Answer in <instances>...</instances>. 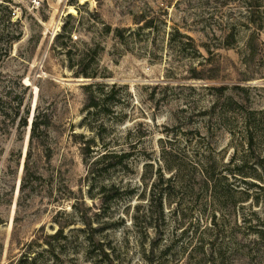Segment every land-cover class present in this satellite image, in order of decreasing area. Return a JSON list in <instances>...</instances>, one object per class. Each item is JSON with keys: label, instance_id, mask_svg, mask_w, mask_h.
Wrapping results in <instances>:
<instances>
[{"label": "rangeland", "instance_id": "1", "mask_svg": "<svg viewBox=\"0 0 264 264\" xmlns=\"http://www.w3.org/2000/svg\"><path fill=\"white\" fill-rule=\"evenodd\" d=\"M0 99V264H264V0H0Z\"/></svg>", "mask_w": 264, "mask_h": 264}, {"label": "trees", "instance_id": "2", "mask_svg": "<svg viewBox=\"0 0 264 264\" xmlns=\"http://www.w3.org/2000/svg\"><path fill=\"white\" fill-rule=\"evenodd\" d=\"M246 1H254V0H246ZM146 27L149 28L150 27L149 24H147ZM20 36L21 35L16 36V34H15L14 36L11 37V39L9 41H12V42H9V46H7V48L5 50L6 56H10V50H11V47L13 45V41L19 40ZM84 75L86 77H88V74H84ZM91 78H97V77L93 76ZM95 82H97V83H92V84L88 85V87H87V89L90 90V92H88V105H87V109L88 110H91V109L96 110V109H99V107H100L101 99L98 98L97 96H95L94 92H92L91 89L93 88V86L98 85V86H100L101 89H106V88L109 89L108 84L102 83V82L98 83V81H95ZM116 86H117V84H113L110 93L109 94L106 93V97L109 98L110 100L113 99V95L112 94H113V92H114L113 90L116 88ZM101 91H104V90H101ZM2 104H4V103H1L0 105H2ZM0 107H1L0 108L1 111H5L4 112V116H6V117H10L12 115L13 111H15V115L17 117H19V122H18L19 127L25 128L26 126H28L27 117L20 116V113H21V109L20 108H12L11 106H9L8 110H4L5 108H2V106H0ZM109 111H111V110H109ZM27 114H28V112H27ZM38 128H39V123L37 121V118L36 119L34 118V120L32 122V134H31L32 138L35 136V133L38 130ZM246 133L248 134V136L250 134L249 138L247 139L248 140L247 144H248V150L251 153L254 150V137L251 135L250 129L246 130ZM95 144H96V142H94V140H88L84 144L85 146L82 147L83 155L86 156V157H89V158L92 157V156H96L98 154L97 150H95L93 148V146ZM103 149H105L104 152L101 153L100 155H97L94 158V162L92 163L93 165H95V164L97 165L99 163H102V162H105V161L107 162L108 160H113V159H117V158H119L121 160L122 158H124L126 156V153H123V154L119 155V154H117L115 152H112V150H110V148H107V146H104ZM207 159L208 158H205V160H203L201 163H197L195 167H198L201 170L202 177L204 179V181H203L204 184H206L207 187L210 184H212V189L214 191L213 196L216 197V191H217L216 189L219 186L220 182H219V179H216L214 176H212V175H214V172L211 169H213L214 167L211 164V161L207 160ZM238 160H239L238 161L239 164H236L235 171L230 170V171L234 172L233 174L242 176L244 178H251V179L260 181V182H262L264 184V175L262 173L259 174L258 173V169H257L259 167L262 168V169L264 168V161H263L264 159H261V156L254 158L253 153H252V155L248 154V155L242 156ZM111 163H112L111 161L108 162L107 167L112 166ZM250 163H252L251 166L254 169L253 172H247L245 170L246 168H249ZM244 182L247 185H251V186H254V187H257V188H260V189L264 190V185H259V184L255 183V182H250L249 183L246 180H244ZM112 190H115V192H116L115 193V197H118V196L121 195V191H120V189L118 187L114 186L112 188ZM153 195H155L154 192H153ZM155 203H156V205H155ZM157 212L160 214V216H163V214H164L162 199H158V201L152 199V201L150 203V209L148 211L149 217H153L154 214L157 213ZM64 230H65V227H62L61 230L56 235H54L52 238H54L56 240L61 238V237L63 239H67V236H63ZM89 239H91V238H89Z\"/></svg>", "mask_w": 264, "mask_h": 264}]
</instances>
